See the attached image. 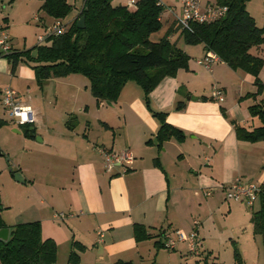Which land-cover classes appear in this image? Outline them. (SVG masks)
Instances as JSON below:
<instances>
[{
  "label": "crops",
  "instance_id": "0c3cea01",
  "mask_svg": "<svg viewBox=\"0 0 264 264\" xmlns=\"http://www.w3.org/2000/svg\"><path fill=\"white\" fill-rule=\"evenodd\" d=\"M207 1L203 4L212 0ZM165 11L162 29L166 32L179 16L175 11L164 16ZM3 20L7 25L9 18ZM170 39L177 45L184 41L180 31L173 32ZM180 47L191 57L189 68L165 77L150 97L153 109L166 112L167 121L182 129L186 139H170L161 150L156 145L160 123L146 106L143 89L132 81L125 84L116 102L98 104L93 95L85 102L90 85L68 75L55 86L56 102L66 99L67 110L61 116L53 113L54 118L48 116L42 98L30 96L28 101L19 93L20 103L31 106L35 116L31 137L11 118L19 128L16 131L32 144L27 164H20L23 167L18 170L23 184L28 185L25 190L32 205L20 222L9 223L4 218L7 227L0 229V240L11 236L12 225L39 220L42 237L57 243L55 264H71L69 256L74 249L80 254L79 264H114L119 260L183 264L175 252L177 247L169 250L157 245L159 234L166 231L177 237L178 230L187 234L197 230L200 238L210 216L226 206V191L220 185L241 178L260 183L264 190V140H239L234 125L253 129L262 124L250 114L249 107L264 99V94L257 99L246 97L257 90L254 76L231 69L219 57L209 68L199 64L207 53L203 44L184 42ZM4 69L0 63V71ZM23 75L36 79L33 69ZM50 80L40 87L42 93L47 94ZM215 86L224 91L223 101L213 98ZM180 101L185 103L182 110L176 108ZM56 118L61 123L56 125ZM102 148L129 149L134 155L129 170L108 172ZM214 188L210 196L205 195ZM259 207L260 197L253 207L236 201H228L226 207L228 216L238 220L233 228L235 238L228 239L239 249L242 264H264L263 238L254 232L251 222ZM135 224L144 225L151 237L137 241ZM74 242L84 245L85 250H77ZM179 244L184 253L187 243ZM232 264L238 263L234 260Z\"/></svg>",
  "mask_w": 264,
  "mask_h": 264
},
{
  "label": "trees",
  "instance_id": "16d2710c",
  "mask_svg": "<svg viewBox=\"0 0 264 264\" xmlns=\"http://www.w3.org/2000/svg\"><path fill=\"white\" fill-rule=\"evenodd\" d=\"M250 0H216L219 5L228 6L225 17L210 23L191 22L188 28H182L175 21L157 41L151 35L161 31L164 23L162 14L166 6L160 0H138L137 8L130 9L126 4L114 5L113 0H85L79 15L70 23L64 22L74 6L68 0H42L40 7L47 16L61 21L67 29L60 34L49 35L45 43L33 48L14 50L1 54L11 64L15 74L20 62H26L34 70L38 85L42 88L51 78L82 74L90 81V91L97 103L116 102L127 82H135L144 93L148 109L160 123L156 137L159 150L166 141L175 139L183 142L186 133L167 121V113L157 111L151 105V92L167 76H176L181 69H188L190 55L172 42L170 36L180 31L188 45L203 44L205 49L215 53L231 69L251 74L255 78L256 92L246 97L257 99L264 94V82L260 73L264 67V57L253 54L252 48L264 44V25L259 26L249 13ZM85 17L86 27H78V21ZM214 98V97H213ZM202 99H208L202 96ZM185 103L180 101L176 108L182 110ZM252 116L262 124L253 129L234 123L237 138L248 142L264 140V99L249 107ZM76 118V117H74ZM72 128V118L67 121ZM25 136L31 137L35 129L31 124L21 125ZM148 143H153L151 140ZM12 175L15 171L11 170ZM260 207L254 211L251 222L254 232L263 238L264 247V190L260 193ZM4 207L0 200V229L7 227L3 217ZM163 231L157 245H163ZM137 241L149 239L147 228L142 224L134 225ZM79 251L85 246L74 242ZM58 246L53 239L42 237V225L39 220L18 223L11 226L9 240H0L1 264H55ZM234 258L242 264V256L237 247ZM71 264H79L80 254L75 249L69 256ZM114 264H131L119 260Z\"/></svg>",
  "mask_w": 264,
  "mask_h": 264
},
{
  "label": "rangeland",
  "instance_id": "374dc122",
  "mask_svg": "<svg viewBox=\"0 0 264 264\" xmlns=\"http://www.w3.org/2000/svg\"><path fill=\"white\" fill-rule=\"evenodd\" d=\"M85 0H68L74 8L71 14L64 19V22L71 24L72 19L76 16L80 9H82ZM166 6L164 16H169V8L175 7V14L181 16L182 4L181 0H160ZM128 0H113L114 5L127 4ZM203 0V3H207ZM211 3H216L212 0ZM42 0H0V25L7 29L10 35L14 48L17 50L30 49L39 44L38 36L45 34L48 28L56 22L55 19L47 16V14L40 9ZM249 13L255 18L259 26L264 25V0H250L247 4ZM8 17L7 25L3 23V19ZM43 20L45 22L43 23ZM7 26V27H6ZM165 30L155 32L151 35V40L157 41L164 35ZM182 39V37H181ZM184 41H180L177 46H183ZM253 54H259L264 57V44L252 48ZM0 63L4 64V70L0 71V200L6 206L3 211V217L9 223H17L24 220V216L28 213L26 211L32 205L29 199L30 193L25 190L27 184L19 182L11 170L19 172V168L27 164L29 157L31 142L24 137L23 134L18 133V126L12 122V119L2 103V92L7 87L16 89L25 99L42 98V104L45 107L48 116L53 113L60 116L63 111H66V102L64 98H59L58 103L55 97V86L57 83L63 82L66 77L52 78L48 82L47 94L42 93V89L38 85L36 79L31 80L25 77L23 72L30 71L32 68L26 62H20L16 67L15 74L11 72V64L7 58L1 57ZM68 77V76H67ZM78 81L84 83L87 87L90 85L89 79L82 74H74ZM260 78L264 82V67L260 73ZM135 85V82H134ZM61 94L62 92L59 91ZM85 102L89 97L92 98L90 90L87 92ZM42 95V96H41ZM59 118V116H58ZM83 118V117H82ZM88 119V116H87ZM56 125L61 123L57 118ZM259 121V120H257ZM260 123V121H259ZM39 137H37L38 139ZM37 147L38 144L33 143ZM25 150L27 152L25 153ZM20 164H23L22 166ZM231 204H236L231 202ZM226 206L220 211H216L210 216L206 224V232L201 230L200 244L198 252H191L188 249L183 253L180 252V244H177L178 257L183 264H232L234 263V245L229 241V236H236L237 233L233 231L236 228L238 220L234 215L228 216ZM258 207V202L255 208ZM24 212V213H23ZM205 237V239L203 238ZM177 257V258H178ZM179 261V260H178ZM180 262V261H179Z\"/></svg>",
  "mask_w": 264,
  "mask_h": 264
},
{
  "label": "built area",
  "instance_id": "2783aa9c",
  "mask_svg": "<svg viewBox=\"0 0 264 264\" xmlns=\"http://www.w3.org/2000/svg\"><path fill=\"white\" fill-rule=\"evenodd\" d=\"M138 0H128L127 6L130 9L137 8ZM182 12L181 16L177 18L178 24L184 29L190 26L191 22L210 23L225 17L228 13V6L219 5L217 3L203 4L202 0H181ZM175 7H170L169 11L174 12ZM67 26L61 21H56L52 27L48 28L44 35L38 36L39 43H45L49 35L63 33ZM14 50L13 42L7 29L0 26V53L8 54ZM218 56L208 51L204 58L198 60V63L205 67H210L212 62L217 60ZM213 97L219 101L224 100V91L215 86L213 89ZM2 103L5 106L10 117L13 118L18 125H26L35 122L34 111L31 106H25L20 103L19 92L12 88L7 87L2 92ZM104 153L105 168L108 172L112 173L117 168H121L125 173L129 170L130 165L133 163L134 155L129 149L116 151L113 149L102 148ZM226 191L227 201H236L245 203L249 207H253L255 201L259 198L262 192V186L255 181H246L241 178L235 179L229 185H220ZM214 189L205 192L206 196H210ZM61 218L65 217L64 213L59 214ZM198 224V222H196ZM164 247L169 250H174L179 242L188 244L191 252H198L201 244L198 232L192 231L185 233L182 230L177 231V237L172 233H165L162 238Z\"/></svg>",
  "mask_w": 264,
  "mask_h": 264
},
{
  "label": "water",
  "instance_id": "95a60500",
  "mask_svg": "<svg viewBox=\"0 0 264 264\" xmlns=\"http://www.w3.org/2000/svg\"><path fill=\"white\" fill-rule=\"evenodd\" d=\"M78 27L81 28V29H84L86 27L85 17L84 16L79 19ZM31 130H33V128H31ZM14 176L19 182H24V178H23V176H22V174L20 172H16ZM10 237L6 238L4 241L9 240Z\"/></svg>",
  "mask_w": 264,
  "mask_h": 264
}]
</instances>
